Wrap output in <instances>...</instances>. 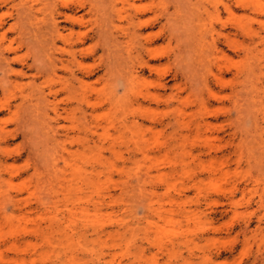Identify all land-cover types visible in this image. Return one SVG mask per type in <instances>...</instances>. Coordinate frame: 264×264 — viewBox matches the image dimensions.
<instances>
[{"label":"rangeland","instance_id":"obj_1","mask_svg":"<svg viewBox=\"0 0 264 264\" xmlns=\"http://www.w3.org/2000/svg\"><path fill=\"white\" fill-rule=\"evenodd\" d=\"M26 1L63 36L0 71V264H264V0Z\"/></svg>","mask_w":264,"mask_h":264},{"label":"bare ground","instance_id":"obj_2","mask_svg":"<svg viewBox=\"0 0 264 264\" xmlns=\"http://www.w3.org/2000/svg\"><path fill=\"white\" fill-rule=\"evenodd\" d=\"M41 1V0H39ZM52 1V0H50ZM92 1V0H91ZM103 2L102 5H100V2L99 1H92V4H91V8L90 10H100V11H103L101 10L102 7L104 6L105 9H109L110 6L108 5L109 3H112V1H115V3L117 2L116 0H110L107 3V0L104 1V0H101ZM121 1V0H120ZM38 2V1H37ZM82 2V1H81ZM98 2V3H97ZM31 3V1H30ZM36 2L34 1V4ZM44 5H48L47 4V0L46 2L44 1ZM83 3V2H82ZM81 3V4H82ZM29 4V2H28ZM27 4V1L26 0H22L20 1L19 3L15 4L16 6V10H17V16H16V21L11 24L7 29L4 28L5 27V22L4 21H0V71L3 73V79L6 80V78L9 80V81H12L11 78H12V75L13 73L17 75V77L19 78H24L25 76L28 75V69H31V70H36L37 73H41V74H48L50 73L53 69L55 71V68L57 67L58 65V60L56 58V56L54 54H51L50 51H48L50 48V46L53 44L54 45V40L56 38H54L55 36L56 37H62L63 36V32L61 31V26H60V23L57 22V21H54V23L51 25L46 19L42 18L40 16L41 14V10L43 8H40V7H37L35 5H28ZM43 4V3H42ZM83 5V4H82ZM86 5V4H85ZM108 8H107V6ZM113 5V10L114 11V4L112 3ZM117 5V4H116ZM21 6V7H20ZM39 6V5H38ZM81 6V5H80ZM102 6V7H101ZM20 7V8H19ZM83 7V6H81ZM45 8V7H44ZM78 8V7H77ZM80 8V7H79ZM119 8V7H118ZM44 10V9H43ZM81 10V9H80ZM116 10V9H115ZM77 11V10H76ZM105 11V10H104ZM103 11V13L106 15V13L108 11H106V13ZM112 11L110 10L109 12L111 13L112 15ZM117 11V10H116ZM44 11H42L43 13ZM52 12V11H51ZM58 12V11H57ZM119 12V11H118ZM59 13V12H58ZM67 13V12H66ZM73 15H66V18L72 22H81L83 21V18L82 17H77L76 16V12L73 10L72 11ZM109 14V13H107ZM42 15V14H41ZM50 16V15H49ZM120 16V15H119ZM105 16L103 15V18ZM114 16H111V18H113ZM54 18V17H52ZM55 19V18H54ZM53 19V20H54ZM56 20V19H55ZM67 20V21H68ZM103 21V19H102ZM106 20H104L105 22ZM107 21H108V17H107ZM103 23V22H102ZM110 24V25H109ZM109 24L108 22L102 24V26L99 27L98 25V30H97V36L100 37L101 39H103L102 41H104V46H107L105 45L108 40H109V37L111 38L112 34L111 31L108 30V28L112 29L113 27H110L111 26V23H110V20H109ZM113 26V25H112ZM100 28V29H99ZM116 28V27H114ZM109 31V32H108ZM110 35H109V34ZM109 35V36H108ZM114 35V34H113ZM107 39V41H106ZM116 37H115V40H112L114 41L113 44L111 43V45H114L118 43V46H121L119 45L120 43L119 42H115L116 41ZM5 40H10V45L9 46H4V42ZM56 41V40H55ZM111 40L109 42H112ZM106 42V43H105ZM108 42V43H109ZM17 43V45L15 46V44ZM107 43V44H108ZM56 44V43H55ZM110 43H109V46H111ZM108 46V47H109ZM29 48L32 50V54L34 55V59H33V62L31 64H28V62L22 58V57H19V56H15V57H12L11 56V53H17L19 49H22V48ZM59 49V48H58ZM52 50H53V47H52ZM51 50V51H52ZM50 52V53H47ZM117 51V50H116ZM58 52V51H57ZM45 54L46 57L43 55ZM55 56V57H54ZM43 57H45L46 60H43ZM75 58V57H74ZM62 61V60H61ZM70 62V61H69ZM15 65H20L19 68H15L14 66ZM115 67V66H114ZM114 67L112 68V70L114 69ZM59 68V67H58ZM115 71V70H114ZM35 73V72H34ZM36 73V74H37ZM35 74V75H36ZM120 75V74H119ZM249 75V74H248ZM250 76V75H249ZM253 76V75H252ZM35 77V76H33ZM37 77V75H36ZM249 78V77H248ZM6 80V81H8ZM8 81V82H9ZM69 87V86H68ZM67 88V87H66ZM64 89V88H63ZM41 93V92H40ZM248 97V95H247ZM248 99V98H247ZM38 101V99H37ZM249 101V99H248ZM25 103L26 102H22L20 105V107H23L25 106ZM242 103V102H241ZM240 105V104H239ZM237 106V105H236ZM243 106V105H242ZM245 107H247L245 105ZM25 109L27 108V106L24 107ZM244 108V107H243ZM248 108V107H247ZM28 109V108H27ZM249 109V108H248ZM24 111V110H23ZM244 111V110H243ZM242 111V109H240V111H238V117L240 118L241 117V114L243 113L244 115V112ZM22 112V111H21ZM252 112V110H251ZM249 112V113H251ZM24 113V112H23ZM252 114V113H251ZM246 115V114H245ZM22 116V115H21ZM250 116V115H249ZM254 116V115H253ZM245 117V116H243ZM242 117V118H243ZM251 117V116H250ZM34 118V117H33ZM241 118V119H242ZM34 121V120H33ZM243 122V120H242ZM27 123V122H26ZM242 125V124H241ZM209 127V126H208ZM262 130V129H261ZM2 132V131H1ZM53 152V151H52ZM235 205V204H234Z\"/></svg>","mask_w":264,"mask_h":264}]
</instances>
